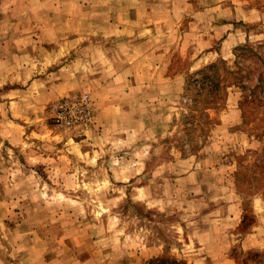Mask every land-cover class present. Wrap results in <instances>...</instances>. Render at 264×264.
<instances>
[{"label":"rangeland","instance_id":"1","mask_svg":"<svg viewBox=\"0 0 264 264\" xmlns=\"http://www.w3.org/2000/svg\"><path fill=\"white\" fill-rule=\"evenodd\" d=\"M0 264H264V0H0Z\"/></svg>","mask_w":264,"mask_h":264},{"label":"built area","instance_id":"2","mask_svg":"<svg viewBox=\"0 0 264 264\" xmlns=\"http://www.w3.org/2000/svg\"><path fill=\"white\" fill-rule=\"evenodd\" d=\"M51 110L55 123L63 127L90 123L95 115L94 101L87 92L60 99L52 106Z\"/></svg>","mask_w":264,"mask_h":264},{"label":"trees","instance_id":"3","mask_svg":"<svg viewBox=\"0 0 264 264\" xmlns=\"http://www.w3.org/2000/svg\"><path fill=\"white\" fill-rule=\"evenodd\" d=\"M215 64L208 65V69H211ZM197 82L201 83L202 85H209L208 87H217L218 86V80L213 75H210L209 73H204L199 80L196 79ZM205 84H204V83Z\"/></svg>","mask_w":264,"mask_h":264}]
</instances>
